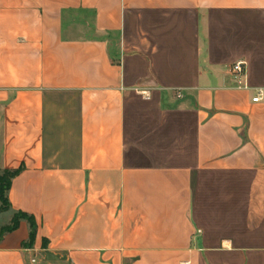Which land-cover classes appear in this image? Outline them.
Wrapping results in <instances>:
<instances>
[{"label": "crops", "instance_id": "obj_1", "mask_svg": "<svg viewBox=\"0 0 264 264\" xmlns=\"http://www.w3.org/2000/svg\"><path fill=\"white\" fill-rule=\"evenodd\" d=\"M0 171V264H264V0H0Z\"/></svg>", "mask_w": 264, "mask_h": 264}, {"label": "trees", "instance_id": "obj_2", "mask_svg": "<svg viewBox=\"0 0 264 264\" xmlns=\"http://www.w3.org/2000/svg\"><path fill=\"white\" fill-rule=\"evenodd\" d=\"M4 173L7 174V178L0 176V197L1 200L4 202V204H6L7 203L6 194L10 188L11 181L15 177L16 173L11 171H4ZM17 225H18V219L15 220V223H13L11 227L5 228L0 232V239L2 238L4 233L9 232L12 229H15Z\"/></svg>", "mask_w": 264, "mask_h": 264}, {"label": "built area", "instance_id": "obj_3", "mask_svg": "<svg viewBox=\"0 0 264 264\" xmlns=\"http://www.w3.org/2000/svg\"><path fill=\"white\" fill-rule=\"evenodd\" d=\"M233 71L235 72V74L239 75L240 73L243 72V64L242 63H237L234 68ZM261 98L260 97H256L255 99H253V101L258 102L260 101ZM34 262V261H33Z\"/></svg>", "mask_w": 264, "mask_h": 264}, {"label": "rangeland", "instance_id": "obj_4", "mask_svg": "<svg viewBox=\"0 0 264 264\" xmlns=\"http://www.w3.org/2000/svg\"><path fill=\"white\" fill-rule=\"evenodd\" d=\"M0 176H1V177H4V178H7V174H5L4 171H1V172H0ZM6 217H7V216H6ZM6 220H7V219H6ZM6 220H5V221L1 220L0 226L3 224L2 222H6L5 224H8L9 221L7 222Z\"/></svg>", "mask_w": 264, "mask_h": 264}]
</instances>
